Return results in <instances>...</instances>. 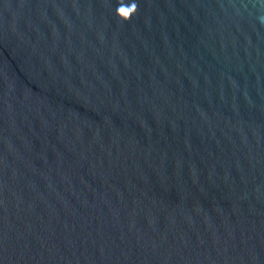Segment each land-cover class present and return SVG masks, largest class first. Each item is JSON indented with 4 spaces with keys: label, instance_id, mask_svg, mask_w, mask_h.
Returning <instances> with one entry per match:
<instances>
[{
    "label": "water",
    "instance_id": "1",
    "mask_svg": "<svg viewBox=\"0 0 264 264\" xmlns=\"http://www.w3.org/2000/svg\"><path fill=\"white\" fill-rule=\"evenodd\" d=\"M0 264H264V0H0Z\"/></svg>",
    "mask_w": 264,
    "mask_h": 264
}]
</instances>
